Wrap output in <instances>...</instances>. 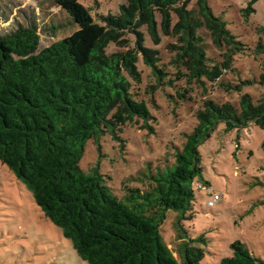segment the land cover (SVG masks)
<instances>
[{
    "label": "trees",
    "instance_id": "1",
    "mask_svg": "<svg viewBox=\"0 0 264 264\" xmlns=\"http://www.w3.org/2000/svg\"><path fill=\"white\" fill-rule=\"evenodd\" d=\"M79 28L41 48L35 25L0 27V160L32 191L36 202L78 254L90 264H203L205 236L192 237L185 220L196 217L198 183L206 186L200 145L223 122L228 130L254 122L264 127V95L256 101L243 92L247 79L225 82L234 58L245 43L216 15L209 0H122L117 12L98 13L82 0H53ZM251 1L243 9L246 20L255 11ZM210 31L223 60L210 64L201 34ZM167 36L177 38L171 65L163 63ZM264 53V42L256 47ZM146 65L158 85H175L181 100L191 98L192 85L208 91L221 82L241 93L239 102L206 99L197 124L176 146L174 161L149 164L141 173L149 187H126L120 196L110 185L100 162L90 170L81 166L88 141L110 135L121 140L127 124L143 120L155 131L149 102L139 98L136 85ZM260 82L264 84V73ZM156 88V87H153ZM264 147V142H263ZM205 183V184H204ZM170 210L177 217V252L166 242L162 225ZM218 264H264L242 240Z\"/></svg>",
    "mask_w": 264,
    "mask_h": 264
},
{
    "label": "rangeland",
    "instance_id": "2",
    "mask_svg": "<svg viewBox=\"0 0 264 264\" xmlns=\"http://www.w3.org/2000/svg\"><path fill=\"white\" fill-rule=\"evenodd\" d=\"M253 2L255 11L246 20L243 9ZM92 13L117 12L122 0H82ZM196 0H192L195 5ZM216 15L222 16L228 27L245 43L244 50L234 58L232 70L225 82L239 83L258 101L264 95L260 82L264 73V53L258 54L259 41L264 42V0H209ZM18 25H35L41 36V48L71 35L79 28L71 15L53 0H0V27L3 32ZM210 64L223 60V50L215 46L209 30L202 29ZM177 38L167 36L160 45L163 63L171 65L175 52L168 48ZM143 78L136 85L139 98L149 102L155 131L144 128L143 120L127 124L121 140L110 135L87 143L81 166L90 170L100 162L110 185L120 195L126 187L147 189L148 180L141 173L149 164L157 166L174 161L176 146H182L185 134L197 124V112L206 99L238 103L241 93L226 90L221 82L209 84L208 91L199 84L192 85L191 98L181 100L177 89L186 87L183 80L175 85H158V80L146 65ZM156 87V88H153ZM264 127L252 122L245 128L228 130L218 124L211 136L200 145L203 177L206 186L196 183V217L185 220L192 237L205 236L207 255L203 264H218L233 253L231 244L240 239L264 260ZM218 194L214 205L209 200ZM177 213L170 210L162 225L163 236L177 252ZM0 264H90L75 249L61 227L56 225L36 202L32 191L15 172L0 160Z\"/></svg>",
    "mask_w": 264,
    "mask_h": 264
},
{
    "label": "built area",
    "instance_id": "3",
    "mask_svg": "<svg viewBox=\"0 0 264 264\" xmlns=\"http://www.w3.org/2000/svg\"><path fill=\"white\" fill-rule=\"evenodd\" d=\"M220 198V196L218 194H215V197L213 199L209 200V204L210 205H214L215 202Z\"/></svg>",
    "mask_w": 264,
    "mask_h": 264
}]
</instances>
